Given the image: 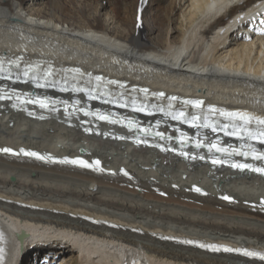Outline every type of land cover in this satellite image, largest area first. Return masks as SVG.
Listing matches in <instances>:
<instances>
[{"label": "bare ground", "instance_id": "1", "mask_svg": "<svg viewBox=\"0 0 264 264\" xmlns=\"http://www.w3.org/2000/svg\"><path fill=\"white\" fill-rule=\"evenodd\" d=\"M93 1L0 0V55L264 115V35L240 33L264 0ZM27 116L0 104V148L97 158L113 174L0 154V264L21 251L25 264H264L204 248L264 252L263 179L103 138L112 127L86 136L59 112Z\"/></svg>", "mask_w": 264, "mask_h": 264}, {"label": "rangeland", "instance_id": "2", "mask_svg": "<svg viewBox=\"0 0 264 264\" xmlns=\"http://www.w3.org/2000/svg\"><path fill=\"white\" fill-rule=\"evenodd\" d=\"M92 3H93L92 7L95 10V9H98L99 4L101 3V0H94ZM100 11H102V8H100ZM110 11H112V8H110V7H107L105 10H103L102 11V14H103L102 18L105 19L106 18V13H110ZM196 206H198V205H196ZM26 254L27 253L25 251H21V253L18 256L17 261L15 262V264H25V263H23V261L25 260ZM65 256H67V254H65ZM51 258H52L51 256L47 257V259H46L47 263H49V264L52 263ZM40 259H41V257L39 258V260ZM40 263L47 264V263L44 262V260L43 261L40 260ZM62 263H64V261H62V259H61L58 264H62ZM30 264H32V263H30Z\"/></svg>", "mask_w": 264, "mask_h": 264}]
</instances>
